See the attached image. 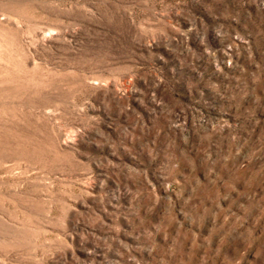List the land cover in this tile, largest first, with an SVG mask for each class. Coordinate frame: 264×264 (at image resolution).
Wrapping results in <instances>:
<instances>
[{
	"label": "rangeland",
	"instance_id": "obj_1",
	"mask_svg": "<svg viewBox=\"0 0 264 264\" xmlns=\"http://www.w3.org/2000/svg\"><path fill=\"white\" fill-rule=\"evenodd\" d=\"M0 264H264V0H0Z\"/></svg>",
	"mask_w": 264,
	"mask_h": 264
}]
</instances>
